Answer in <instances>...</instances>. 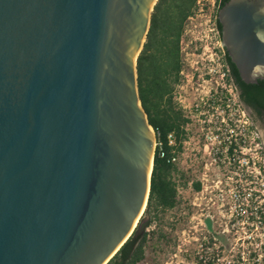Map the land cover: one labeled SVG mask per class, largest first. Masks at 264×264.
Here are the masks:
<instances>
[{"label":"water","instance_id":"1","mask_svg":"<svg viewBox=\"0 0 264 264\" xmlns=\"http://www.w3.org/2000/svg\"><path fill=\"white\" fill-rule=\"evenodd\" d=\"M156 1L0 0V264H106L138 224L155 135L136 63ZM217 17L241 79H264V0Z\"/></svg>","mask_w":264,"mask_h":264},{"label":"rangeland","instance_id":"2","mask_svg":"<svg viewBox=\"0 0 264 264\" xmlns=\"http://www.w3.org/2000/svg\"><path fill=\"white\" fill-rule=\"evenodd\" d=\"M216 5L217 0H199L185 23L182 78L174 88V99L188 118L186 142L176 162L185 173V180H178L181 201L177 210L165 212L161 220L160 226L168 238L155 235L146 247L144 260L137 264H264V226L257 224L256 228L248 229L230 214L233 198L227 191L230 179L226 176L231 168L225 157L211 148L216 141L220 115L219 110L209 105L210 94L222 88L219 85L222 82L225 84L222 89L238 102L221 65L222 50L217 53L218 64L217 56L202 47L216 36L211 30ZM221 73H224L222 78ZM195 181L200 183V188L202 184L206 187L203 193L194 189ZM154 227L152 224L151 228ZM200 255L217 259L204 263Z\"/></svg>","mask_w":264,"mask_h":264},{"label":"trees","instance_id":"3","mask_svg":"<svg viewBox=\"0 0 264 264\" xmlns=\"http://www.w3.org/2000/svg\"><path fill=\"white\" fill-rule=\"evenodd\" d=\"M198 1L157 0L151 12L149 29L136 63L137 85L142 107L149 124L158 130L156 139L161 141V146L154 150L144 213L130 237L106 264H137L144 260L146 247L155 235L161 239L168 238L160 226L163 215L177 210L180 205L178 180H185V173L170 160L173 147L168 144V135H173L175 147L180 150L188 118L174 99V88L182 78L181 49L185 23L194 13ZM227 1L218 0L215 12L220 38L222 26L217 15ZM222 61L229 69L228 80L231 79L240 91L239 101L260 115L264 111V79L258 78L256 82L242 80L226 50ZM193 187L199 190L200 183L193 182ZM152 224H155L154 228H151Z\"/></svg>","mask_w":264,"mask_h":264},{"label":"built area","instance_id":"4","mask_svg":"<svg viewBox=\"0 0 264 264\" xmlns=\"http://www.w3.org/2000/svg\"><path fill=\"white\" fill-rule=\"evenodd\" d=\"M189 18H191V16ZM213 24L214 27L211 28V30L215 31L216 36L205 42L202 47L207 49L210 55L217 56V53L222 50V44L215 25V17ZM184 33H186V30H184ZM217 60V63L220 64L219 56H217ZM221 65L227 78L229 71L228 67L225 66L223 62ZM218 72H220V70H218ZM222 76H224V73L220 74L221 78ZM219 85L222 88L225 87V84L222 82ZM229 85L233 87L238 98V92L231 79L229 80ZM222 88H219L218 91L214 90V92L210 94L209 105L215 111L219 110L218 114L220 115V120L216 126V134L214 136L216 141L211 148L214 150V153L219 151L220 154L225 157L227 160L226 163L231 168L229 170L230 175L226 176L227 179H230V187L227 188V191L230 192L229 196L233 198V205H230L229 208L230 214L235 215V221H239V223L246 225L248 229H252L251 227L253 226L256 228L257 224L264 226L263 144L252 120L246 111H244L239 98L238 102H235L231 94ZM237 116H241L242 118L239 120ZM238 122L240 123L238 124ZM186 124L184 126L185 131ZM152 131L155 135V150L156 146H161V141L156 139L158 130L152 128ZM185 142L184 136V139L181 141V148H184ZM168 144L173 147L170 160L176 163L181 149H176L172 134L168 135ZM203 147L206 148L207 143H204ZM161 155H163V153ZM205 189L206 187L202 184L199 192L203 193ZM233 226L234 223H231V227ZM216 255H218V253H216ZM242 258L243 256H241V259ZM200 259H202L204 263H212V260L217 258H214V256L209 258L200 255Z\"/></svg>","mask_w":264,"mask_h":264},{"label":"flooded vegetation","instance_id":"5","mask_svg":"<svg viewBox=\"0 0 264 264\" xmlns=\"http://www.w3.org/2000/svg\"><path fill=\"white\" fill-rule=\"evenodd\" d=\"M216 25V24H215ZM222 50H223V53L227 52L228 54V51L226 49V47L222 46ZM236 67V66H235ZM237 69V68H236ZM229 70V69H228ZM238 71V70H237ZM239 74V72H238ZM240 76V75H239ZM237 89V88H236ZM238 91V94H239V89H237ZM243 104V103H242ZM244 108L247 110L249 116L255 120L256 122H258L261 126H262V134H260V139H261V142L263 144V148H264V111L259 115L257 113H255L254 109L251 107V106H248V105H245L243 104Z\"/></svg>","mask_w":264,"mask_h":264}]
</instances>
